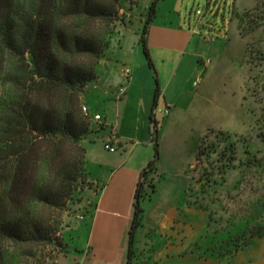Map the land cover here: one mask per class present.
<instances>
[{
    "label": "trees",
    "instance_id": "16d2710c",
    "mask_svg": "<svg viewBox=\"0 0 264 264\" xmlns=\"http://www.w3.org/2000/svg\"><path fill=\"white\" fill-rule=\"evenodd\" d=\"M159 1L150 3L140 40L156 84L146 37ZM122 6V0H0V264H40V248L60 244L61 214L87 174L82 142L95 133L82 113L83 94L98 79L99 62L110 48ZM232 13L249 34L264 30V0H257L250 11ZM249 50L255 59L263 58L264 36L249 43L246 54ZM159 96L157 85L155 108ZM152 122L158 134L160 122ZM108 129L102 126L96 132ZM210 133L198 151L206 165L200 162L201 178L209 183L219 172L245 167L256 168L264 179V151L250 153L252 158L245 161L237 149L244 147V137ZM154 142V159L135 193L127 264H132L136 233L145 219L141 202L152 201L164 179L159 137ZM201 194L210 206L209 229L214 226L215 234L220 232L217 226L229 237L264 233V195L255 205L232 210L226 205L232 195ZM221 203L227 218L215 210ZM195 204L201 203L196 199ZM236 242L230 239L226 245L236 248Z\"/></svg>",
    "mask_w": 264,
    "mask_h": 264
},
{
    "label": "crops",
    "instance_id": "0c3cea01",
    "mask_svg": "<svg viewBox=\"0 0 264 264\" xmlns=\"http://www.w3.org/2000/svg\"><path fill=\"white\" fill-rule=\"evenodd\" d=\"M235 7L237 12L247 9L240 7V0ZM225 28L226 41L216 45L192 19L187 23L181 13L165 12L161 6L146 37L157 67L158 84L155 76L140 72L142 64L135 66V60L129 58L133 55L135 59L136 50L142 46L140 37L135 38L131 53H125L128 61L114 64V70L108 67L111 74L104 73L91 84L88 105L91 111L103 115L109 129L97 133L99 128L94 124L95 133L82 142L87 175L93 184L94 193L89 196L94 209L88 237H77L84 227L80 231L75 227L78 252L69 256L67 264H127L135 192L142 172L153 160L154 141L160 138L162 130L165 141L169 130L179 127L191 109H199L200 98L210 90L204 89L205 83L216 76L219 63L228 62L231 57L234 32L229 25ZM119 50L126 48L123 45L115 50L114 63L119 62ZM207 60H211L210 65L205 64ZM123 65L131 69L129 78L123 73ZM197 80L200 85L195 87ZM157 85L160 88L157 107L169 110L164 119H158L162 123L158 134L152 122L157 108L154 106ZM122 87L126 88L125 95H120ZM197 141L193 159L185 168L165 165L161 155L159 167L164 179L158 184L157 195L143 209L145 219L136 233L132 264H264V233L259 237H210L209 213L187 204L189 171L198 165L196 151L200 138ZM106 144L116 151H108ZM249 150L256 154L260 149ZM239 180L238 169L231 171L223 192L226 189L236 193ZM178 191L181 193L177 194ZM84 221L82 226H89ZM79 238L81 246L76 245ZM230 239L237 241L236 248L226 245Z\"/></svg>",
    "mask_w": 264,
    "mask_h": 264
},
{
    "label": "rangeland",
    "instance_id": "374dc122",
    "mask_svg": "<svg viewBox=\"0 0 264 264\" xmlns=\"http://www.w3.org/2000/svg\"><path fill=\"white\" fill-rule=\"evenodd\" d=\"M152 1L122 0L123 6L119 13L118 21L115 22L113 27L110 48L106 51L105 57L99 62L98 78L102 74H108L111 71H108V67L113 69L114 64L122 65L126 62L127 59L124 55L126 52L131 53L135 38L140 37L141 40L142 28ZM233 1H235L233 4L234 12L237 11L235 4L238 0H161L157 5V8L163 6L165 12L173 10L177 14L181 13L187 23L192 19L197 28L210 37V42L213 39V43H216V45L224 44L226 41V25H229V30L234 32L233 41L235 44L230 49L231 57H228V62H220L219 71L215 74L216 76L208 79L205 83L204 89L210 90L206 96L200 98V102L198 103L199 109L198 107L191 109L187 117L185 116L184 120L181 121L182 123L179 127L175 129L173 127L169 130L168 138L165 141L163 140V130L159 133L160 151L161 155L164 156L163 161L165 165L177 166L179 168H185L190 165L193 159L195 144L198 142L197 138H200L199 147L196 151L198 165L189 171V175L191 176H189L186 200L190 207L201 209L205 212L206 208H210V206H208L206 201H203L202 191L211 194L217 192L220 195H232L230 196L233 197L232 200H226L227 208L232 210L246 209L255 205L260 195H264V179H260L259 174L256 173V168H238L240 180L236 184V193L227 191L226 189L223 192V188L228 180V174L235 169L226 173L219 172L209 183L206 179L201 178V171L203 170L200 167V162L204 163L205 157L203 156L199 159L198 151L201 141L206 135L211 134V131L244 137V147L240 144L237 146V149L239 148L238 151L244 154V158L248 157L247 159L252 158L250 153L253 154L249 148L252 147L253 151L256 148L261 150L264 144V138H259V135L264 137V57L259 60L255 59V54L251 50L246 54L247 45L249 43H257L263 39L264 30H260L256 35L244 31L239 21L234 19V14L231 11ZM256 5L257 0H240V7L244 6L247 9H240L239 13L250 11ZM199 24L200 27L198 26ZM123 45L126 50L117 51L119 62L114 63L115 50ZM129 58L135 60V63H133L135 66L142 64L143 67L140 72L143 75L151 74L153 77L156 76L155 70L150 69L148 65L142 46L136 50L135 59H133V55H130ZM126 67L129 66L123 65V71ZM155 68L157 70L156 66ZM90 86L86 88L83 94V105H87L88 107L87 101L91 98V93L89 92ZM160 118L164 119L165 117ZM91 122L100 129L99 123H95L93 120ZM105 126L107 127V125ZM255 141L257 146L255 145ZM246 152L248 154H245ZM152 153L154 159L155 145L152 146ZM203 165L206 166L205 163ZM216 181L217 183L215 184ZM92 187L93 184L90 182L88 175L82 176L77 184L74 195L67 202L66 210L61 214L60 232L58 234L60 235V244L43 245L39 251L40 264H67L69 256L74 254V252H78V249L75 247L77 234L75 227L79 231L84 227V230H81V233L77 237H83V239L84 237H88L89 230L91 229L90 221L92 215L91 213H87V211L91 204L94 205L91 195L89 196V193H94ZM178 193L180 194L181 191H178ZM196 199L199 200L200 205L195 204ZM148 201V199L142 200L141 206L143 209L146 208L145 205ZM223 205L221 203L215 210L227 218L228 216L224 215L221 210ZM93 209L91 207L90 211ZM212 210L210 209V211ZM81 216L83 218L79 219L78 217ZM85 219L89 223V226H82ZM217 228L221 233L215 234L213 226L212 230H210V237H229L225 234V228H219L218 226ZM81 242L82 239L79 238L76 245L81 246Z\"/></svg>",
    "mask_w": 264,
    "mask_h": 264
},
{
    "label": "built area",
    "instance_id": "2783aa9c",
    "mask_svg": "<svg viewBox=\"0 0 264 264\" xmlns=\"http://www.w3.org/2000/svg\"><path fill=\"white\" fill-rule=\"evenodd\" d=\"M211 42H214V40L212 39ZM211 63V60H207L206 61V65H209ZM124 75L125 77H130L131 76V69L129 67H126L124 69ZM200 85V80H197L194 83L195 87H198ZM120 95H125L126 93V88L122 87L121 90L119 91ZM82 113L86 116L89 117L91 120H93L95 123H99L100 126H105L107 125L104 121V118L101 114H97V113H93L90 109V107H88L87 105H82ZM155 119L158 121V119H160V117H166L169 114V110L168 109H163V108H156L155 109ZM105 148L110 151V152H115L116 149L112 146H110V144H106ZM79 219H82L83 217H78Z\"/></svg>",
    "mask_w": 264,
    "mask_h": 264
}]
</instances>
